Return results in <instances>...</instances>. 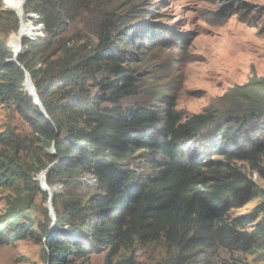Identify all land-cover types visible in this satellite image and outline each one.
<instances>
[{
	"label": "trees",
	"instance_id": "trees-1",
	"mask_svg": "<svg viewBox=\"0 0 264 264\" xmlns=\"http://www.w3.org/2000/svg\"><path fill=\"white\" fill-rule=\"evenodd\" d=\"M1 8L2 0L0 103L13 102L33 135L53 143L55 154L47 156L48 166L31 139L12 128L0 133V189L11 191L0 214V246L31 238L47 246L51 264L97 250L109 251L106 264H136L134 256L114 259L123 249L164 241L175 251L170 264H203L217 248L260 245L264 228L241 230L257 216L230 222L228 216L256 188L237 164H249L264 178V79L232 91L230 105L215 112L184 118L172 102L161 112L124 109L122 99L136 93V72L127 64L135 59L127 49L136 30L128 16L105 7L93 14V0H27L25 11L38 16L44 37L23 40L13 62L18 49L9 39L21 35L19 18ZM91 13L97 22L86 35H65ZM158 32L145 30L154 37ZM27 73L46 114L28 90ZM137 154L153 158L149 163L157 170L144 182L119 164ZM44 172L49 187L65 182L66 174L87 173L101 194L62 203L55 195L54 225Z\"/></svg>",
	"mask_w": 264,
	"mask_h": 264
},
{
	"label": "rangeland",
	"instance_id": "rangeland-1",
	"mask_svg": "<svg viewBox=\"0 0 264 264\" xmlns=\"http://www.w3.org/2000/svg\"><path fill=\"white\" fill-rule=\"evenodd\" d=\"M101 7L128 16L129 27L136 30L130 38L133 46L127 49L135 58L127 64L136 72V93L122 99L124 109L147 107L161 112L172 102L184 118L215 112L230 105L228 95L232 91L264 79V0H93V11ZM1 11L18 16V34L21 33V17L6 0H2ZM93 11V14L97 13ZM92 13L84 14L65 35H86L97 22V15ZM28 15L34 17L28 23L38 30L31 40L44 37V27L42 32L38 16ZM151 28L163 34L158 32L154 37L145 33ZM15 35H10L12 46H15ZM91 39L97 43L95 37ZM7 128L31 139L34 153L52 167L47 156L55 154L53 143L33 135L13 102L0 103V133ZM150 160L154 159L137 154L119 164L136 171L144 182L157 172ZM237 166L253 180L256 188L244 205L231 211L228 221L257 216L252 224L241 227L242 231L252 233L264 228V178L247 163ZM260 166L264 170V157ZM64 177L65 182L50 186L56 187L55 195L60 197L61 203L69 200L86 202L101 194L99 183L92 175L76 172V175L69 173ZM42 190L50 200V191L43 187ZM10 193V190L0 189V214L6 209ZM49 200L46 207L50 210ZM37 203L41 205V198ZM108 252L97 250L85 258L71 257L67 264H106ZM174 255L175 251L169 250L161 241L145 249L138 245L123 249L114 263L134 256L136 264H170ZM50 260L47 246L35 239L0 246V264H51ZM203 264H264V235L260 245L251 250L217 248L209 252Z\"/></svg>",
	"mask_w": 264,
	"mask_h": 264
},
{
	"label": "bare ground",
	"instance_id": "bare-ground-1",
	"mask_svg": "<svg viewBox=\"0 0 264 264\" xmlns=\"http://www.w3.org/2000/svg\"><path fill=\"white\" fill-rule=\"evenodd\" d=\"M26 0H6V3L8 4L9 7H12L13 9H15V11H17V13L20 15L21 17V22H22V31L21 34L23 33H27V35H34L35 31L37 32L38 30H36L33 25H31L30 23H28L29 19L27 18L28 14L26 13V4H25ZM43 26H41V30H42ZM43 32V30H42ZM43 34V33H42ZM37 35H35L34 37H36ZM32 36V38H34ZM13 42L15 44V46L18 47V51H19V46H20V42H21V35L18 37H13ZM27 87L28 90L31 94L34 93L33 90V86L30 83H27ZM44 180V179H43ZM50 191V193L53 192V190L51 188L48 189Z\"/></svg>",
	"mask_w": 264,
	"mask_h": 264
},
{
	"label": "water",
	"instance_id": "water-1",
	"mask_svg": "<svg viewBox=\"0 0 264 264\" xmlns=\"http://www.w3.org/2000/svg\"><path fill=\"white\" fill-rule=\"evenodd\" d=\"M26 2H27V0L25 1V4H26ZM27 18L28 19H33L34 17L33 16H30V15H28L27 16ZM32 36L33 35H27V33H22L21 34V42H20V46H19V51L17 52V54H16V56H15V59L13 60V62H18V58H19V56L21 55V53H22V42H23V40H25V39H32ZM27 83H30L31 84V82H30V77H29V74L27 73V75H26V84ZM32 85V84H31ZM33 86V85H32ZM33 90H34V93L33 94H31L32 96H33V98H34V100H35V103L45 112V108H44V106L42 105V103H41V101H40V99H39V97H38V95L36 94V91H35V88H34V86H33ZM45 114H46V112H45ZM47 116V115H46ZM47 118L49 119V117L47 116ZM48 171V170H47ZM46 171V172H47ZM46 172H44L43 173V176H42V179H41V184H42V187L45 189V188H47V189H49V188H51V187H49L47 184H46V182H45V177H46ZM44 179V180H43ZM52 190H53V192L52 193H50V200H49V206H50V210H51V212H52V215H53V218H54V223H56V215H55V212H54V209H53V205H52V201H53V198H54V196H55V193H56V187H54V188H51Z\"/></svg>",
	"mask_w": 264,
	"mask_h": 264
}]
</instances>
